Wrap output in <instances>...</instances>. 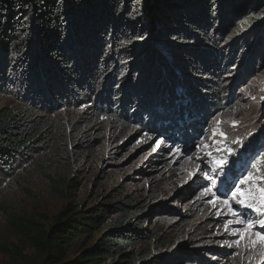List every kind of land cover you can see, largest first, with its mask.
I'll use <instances>...</instances> for the list:
<instances>
[{
  "label": "trees",
  "instance_id": "1",
  "mask_svg": "<svg viewBox=\"0 0 264 264\" xmlns=\"http://www.w3.org/2000/svg\"><path fill=\"white\" fill-rule=\"evenodd\" d=\"M261 72L264 0H0V87L22 89L0 108V189L42 158L56 123L194 142L206 117L234 107L228 78L237 85ZM196 113L205 118L190 119ZM234 163L215 165V179L233 177ZM200 208L148 205L117 189L90 206L67 203L48 224L10 222L34 248L35 264H233L227 249L180 241L213 222Z\"/></svg>",
  "mask_w": 264,
  "mask_h": 264
},
{
  "label": "rangeland",
  "instance_id": "2",
  "mask_svg": "<svg viewBox=\"0 0 264 264\" xmlns=\"http://www.w3.org/2000/svg\"><path fill=\"white\" fill-rule=\"evenodd\" d=\"M234 72L232 77L239 74L237 70ZM232 77L228 78L227 83L231 88L235 86L234 107L214 113L211 119L210 116L206 117L200 128L202 131L194 142H181L180 145H177L178 141L163 142V135L146 139L136 129L120 132L103 124L93 125L88 132H77L65 121L60 125L56 123L51 135L38 150L42 152V158L36 155V160L44 168L40 169L36 160L30 159L22 165L20 173L9 178L0 189V264H21V261L35 264L34 248L12 227L11 217L31 218L48 224L52 216L67 203L90 206L117 189L157 207L167 203L182 211L205 208L207 214L200 212L201 218L208 217L213 222L206 230L198 233L191 231L192 234L181 239V242L197 239L200 247L227 249L233 264H264V247L259 242L247 250L245 248L253 232H264L259 225L246 233L239 247L232 243L239 238L234 230L244 227L235 223L237 219L264 218L254 210L260 207L259 201L257 199L254 208L250 209L239 205L229 194L233 185L248 172L254 175L255 169H258L259 174L254 177H264V153H259L264 149V72L255 78L248 76L237 85ZM19 92L22 89L12 86V83L1 85L0 108L13 102V95ZM85 107L86 104H83L78 110ZM203 118L197 113L190 117L195 121ZM232 121L236 122L235 126ZM221 132L226 136H221ZM157 141L160 142L159 147H156ZM261 142L262 146L259 144ZM253 145L256 146L255 150L259 149V159L254 158L255 154L245 168L243 163L248 159L249 152H253L248 147L252 148ZM178 146L182 147L180 153L172 157ZM153 148L156 150L153 151ZM162 148L166 150L161 152ZM164 155L172 157V160L159 166L152 162ZM233 159H236L231 166L236 170L233 171L234 176H227V179L218 182L215 179L216 162L223 160L224 166ZM230 178L233 183L226 193H222ZM241 187L245 191L249 188L256 191L257 187H264V180ZM205 188L211 191L202 195ZM216 196L227 198L229 204H222L215 199ZM230 209L237 216L234 217ZM227 221L233 223L228 225L226 231ZM207 253L211 259H219L213 255L214 252Z\"/></svg>",
  "mask_w": 264,
  "mask_h": 264
},
{
  "label": "snow or ice",
  "instance_id": "3",
  "mask_svg": "<svg viewBox=\"0 0 264 264\" xmlns=\"http://www.w3.org/2000/svg\"><path fill=\"white\" fill-rule=\"evenodd\" d=\"M264 99V97H262ZM217 123H221V121H218ZM235 121H232L233 126H235ZM221 136H226V133L221 132ZM160 146V142L157 141L156 147ZM156 149L153 148V151ZM191 159V157H189ZM217 166H222L225 161L220 160L217 161ZM264 180V177H254L253 173L248 172L245 174L237 183L233 185V187L229 190V194L231 197H233L237 203L241 206H246L250 209L254 208L255 202L258 199L260 207H256L255 211L260 212L262 215H264V187H257L256 191H253L251 188L249 190L245 191L244 188L241 187V185H248L251 184L253 181H260ZM211 189L205 188L204 193L210 192ZM258 193V196H257ZM215 199L219 200L222 204L228 205L229 200L227 198L221 199V197L216 196ZM209 203H212L211 200H209ZM230 211H232L230 209ZM232 215L235 217L237 216V213L235 211H232ZM233 221H227L225 224V230H228V225L232 224ZM237 224L244 225L242 228L235 229V234L238 235V239L234 240L232 243L235 244L237 247L240 246L241 241L245 239L246 233H248L255 225H259L261 229H264V218H258L256 220H248V219H237L235 221ZM259 242V244L264 247V232L256 231L253 232L252 235L248 238L247 243L245 244L246 250L251 248L252 246H255ZM231 246V245H229Z\"/></svg>",
  "mask_w": 264,
  "mask_h": 264
},
{
  "label": "flooded vegetation",
  "instance_id": "4",
  "mask_svg": "<svg viewBox=\"0 0 264 264\" xmlns=\"http://www.w3.org/2000/svg\"><path fill=\"white\" fill-rule=\"evenodd\" d=\"M260 157V156H259ZM257 159H259V158H257Z\"/></svg>",
  "mask_w": 264,
  "mask_h": 264
}]
</instances>
